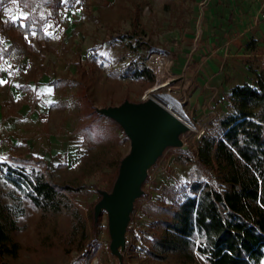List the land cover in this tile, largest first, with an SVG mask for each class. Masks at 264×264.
<instances>
[{
  "label": "rangeland",
  "instance_id": "rangeland-1",
  "mask_svg": "<svg viewBox=\"0 0 264 264\" xmlns=\"http://www.w3.org/2000/svg\"><path fill=\"white\" fill-rule=\"evenodd\" d=\"M193 4V0H131L128 6L138 16L137 28L133 29L130 20L116 19L115 0H24L23 6L46 20L42 28L46 40L39 45L33 30L31 38L15 32L18 39L11 45L9 38L0 35V80L5 81L0 83V115H5L0 121V163L28 173L32 169L41 170V163L13 160H42L48 168L47 178L53 183L83 184L87 192L71 194L69 200L86 220L89 246L83 253L72 249L68 235L73 221L68 214L55 219L42 218L14 192L25 211L16 220L13 232L20 251L16 258L0 256V264H160L146 255L152 233V221L146 212L153 209L151 204L169 203L167 190L197 177L196 143L215 120L212 114L196 111L190 116L176 98L169 76L174 67L172 56L176 54L171 34L189 26ZM56 5L60 7L54 10ZM23 6L17 0L15 3L0 0V19L6 25L11 22L23 25L28 15ZM122 35L132 38L122 40ZM136 40L144 42L145 47L134 53ZM256 53L257 56L239 58V62L243 59L257 63L264 78V49ZM131 60L146 64L154 77L152 84L147 78L132 80L114 74ZM78 65L84 67L93 87L91 107H115L124 101L139 103L152 91L176 99L194 128L184 135L183 148L166 149L149 169L142 195L135 201L130 216L121 261L108 249L110 237L105 213L95 220L93 209L101 193L111 190L116 176L113 165L127 154L129 141L117 124L94 112L97 120L80 103V92L72 83ZM61 77L67 78L68 86L62 88L56 83ZM96 120L102 125H94L93 132L104 142L96 145L90 157L100 165V170L80 180L81 158L89 151L78 131ZM7 176L0 171V202L13 207L18 200L11 195L13 190Z\"/></svg>",
  "mask_w": 264,
  "mask_h": 264
},
{
  "label": "trees",
  "instance_id": "trees-1",
  "mask_svg": "<svg viewBox=\"0 0 264 264\" xmlns=\"http://www.w3.org/2000/svg\"><path fill=\"white\" fill-rule=\"evenodd\" d=\"M23 6L24 0H17ZM131 0H115L118 21L130 20L137 27L135 9L128 6ZM60 6H53L57 10ZM20 23L4 24L0 19V35L16 44L17 36L34 37L37 43L46 40L43 25L46 20L32 14ZM1 17V14H0ZM18 36V37H19ZM122 40L132 35L120 36ZM132 51L145 47L135 41ZM32 49V46H28ZM151 49V47H149ZM34 51V49L32 50ZM77 76L72 81L80 92V103L94 113L91 101L94 91L84 67L77 66ZM114 74L123 78L154 82L152 73L143 61L131 60ZM260 72L252 84L232 88L225 97L227 112L210 122V128L196 143L195 164L197 177L167 190L168 204H151L146 212L152 221V233L147 241L146 255L160 264H261L264 259V78ZM62 88L69 85L66 77L56 81ZM92 121L78 131L87 142L88 154L81 158L80 180L100 170V165L90 154L104 139L93 131ZM21 163L42 165L41 170L25 172L0 163V171L6 173L14 192L20 194L42 218L55 219L62 214L72 218L68 242L78 253L87 251L89 235L86 220L72 208L71 194L86 193L83 184L78 186L56 184L47 178L48 168L42 160L20 158ZM118 161L114 163L117 170ZM18 200L15 206L0 202V256L16 258L20 244L13 238L16 220L24 215ZM69 252V251H68Z\"/></svg>",
  "mask_w": 264,
  "mask_h": 264
},
{
  "label": "crops",
  "instance_id": "crops-1",
  "mask_svg": "<svg viewBox=\"0 0 264 264\" xmlns=\"http://www.w3.org/2000/svg\"><path fill=\"white\" fill-rule=\"evenodd\" d=\"M193 1L189 26L171 34L176 54L169 76L190 116L196 111L216 119L227 112L230 90L252 84L262 70L239 58L257 56V50L264 49V21L259 18L264 0ZM4 117L1 113L0 121Z\"/></svg>",
  "mask_w": 264,
  "mask_h": 264
},
{
  "label": "water",
  "instance_id": "water-1",
  "mask_svg": "<svg viewBox=\"0 0 264 264\" xmlns=\"http://www.w3.org/2000/svg\"><path fill=\"white\" fill-rule=\"evenodd\" d=\"M160 96L150 91L139 103L124 101L101 109L92 106L97 115L117 124L129 141L127 154L118 161L111 190L101 193L93 209L95 220L105 213L108 249L120 261L134 203L142 195L149 169L166 149L183 148V137L191 132Z\"/></svg>",
  "mask_w": 264,
  "mask_h": 264
},
{
  "label": "bare ground",
  "instance_id": "bare-ground-1",
  "mask_svg": "<svg viewBox=\"0 0 264 264\" xmlns=\"http://www.w3.org/2000/svg\"><path fill=\"white\" fill-rule=\"evenodd\" d=\"M154 62H155V60H154ZM160 99L164 100L166 102L167 106H169L175 112L176 118H178L179 120H181L185 124V126L187 128V131H193L194 128H191L190 127L191 126V123L184 116L183 111L180 108V106H179L178 102L176 101V99H174V98H172V97H170L168 95H165L163 97H160Z\"/></svg>",
  "mask_w": 264,
  "mask_h": 264
},
{
  "label": "built area",
  "instance_id": "built-area-1",
  "mask_svg": "<svg viewBox=\"0 0 264 264\" xmlns=\"http://www.w3.org/2000/svg\"><path fill=\"white\" fill-rule=\"evenodd\" d=\"M260 20L264 21V11L260 14ZM262 57L264 58V54L262 55ZM167 109H171L169 106L166 107ZM201 136V135H200Z\"/></svg>",
  "mask_w": 264,
  "mask_h": 264
},
{
  "label": "snow or ice",
  "instance_id": "snow-or-ice-1",
  "mask_svg": "<svg viewBox=\"0 0 264 264\" xmlns=\"http://www.w3.org/2000/svg\"><path fill=\"white\" fill-rule=\"evenodd\" d=\"M77 2H79V0H77ZM13 3H15V0H13ZM5 81L0 80V83H4ZM49 92L51 91V89L48 90Z\"/></svg>",
  "mask_w": 264,
  "mask_h": 264
}]
</instances>
